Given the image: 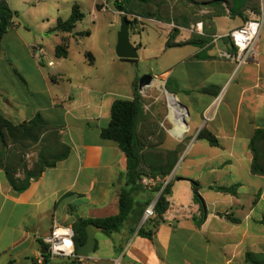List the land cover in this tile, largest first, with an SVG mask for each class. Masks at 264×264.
Listing matches in <instances>:
<instances>
[{"label":"crops","instance_id":"crops-1","mask_svg":"<svg viewBox=\"0 0 264 264\" xmlns=\"http://www.w3.org/2000/svg\"><path fill=\"white\" fill-rule=\"evenodd\" d=\"M41 1L21 3L34 6ZM6 2L15 15L0 46V116L17 126L40 115L48 127L32 145L27 161H57L20 193L13 192L0 168V264H35L54 225L72 228L76 218L118 215L127 160L114 142L101 137V131L110 123L112 104L133 99L140 61L118 58L117 40L96 50L72 52L83 32L51 33L61 18L59 10L52 16L43 11L26 16L14 0ZM114 2L100 0L97 13L112 6V13L121 16ZM170 4L174 19L135 17L129 36L139 55L145 47L135 35L147 28L157 30L158 50L147 57L157 65L156 72L148 75L162 87L167 81L176 87L173 95L182 106L184 123L173 115L174 102L165 94L169 109L165 119L171 128L161 147L173 150L188 140L167 178L169 207L152 240L137 231L130 235L127 223L110 235L96 230L94 251L76 264H246L247 253L264 255V175L252 173L250 149L256 130H264V0H171ZM248 12L262 21V28L255 55L237 69L223 55L235 52L229 34L243 26ZM196 23H201L200 31L191 29ZM63 40L68 42L67 56L57 58L54 49ZM189 40L192 44L166 46L168 41ZM201 130L212 134L216 145L199 139ZM192 181L199 185L207 211L199 226L194 221L199 206L193 200ZM216 188H234V193ZM149 197L143 192L137 199ZM72 261L47 258L44 264Z\"/></svg>","mask_w":264,"mask_h":264},{"label":"trees","instance_id":"trees-1","mask_svg":"<svg viewBox=\"0 0 264 264\" xmlns=\"http://www.w3.org/2000/svg\"><path fill=\"white\" fill-rule=\"evenodd\" d=\"M112 1H119L125 16L133 17L128 20L131 29L134 28L135 17L169 21L176 16L174 10L170 8L171 0ZM14 15L15 12L10 10L6 0H0V46L3 35L12 25L11 19ZM83 17L84 14L80 11L79 6L74 4L68 18H58L55 27L50 32L72 34L76 24L81 22ZM88 34L87 31L81 36ZM173 37L174 34L170 36V39ZM189 44H192L191 40L183 43L168 41L166 46ZM67 50L68 42L63 40L55 47V56L65 58ZM86 57L90 58L91 54L87 53ZM138 79H135L133 83V99L131 101H115L111 106L110 123L101 131V137L114 142L125 154L127 160L126 171L122 175L124 188L119 194V213L116 216L99 220L76 218L72 225L76 250L85 243L87 237L85 229L90 223L97 225L108 235L120 231L127 223L130 226V235L137 231L138 236L152 240L169 207L168 197L171 193V184L166 181L188 140H182L173 150L161 147L165 140V132L153 109L151 107L148 111L144 109L146 101L138 90ZM164 88L169 94L177 92V88L172 87L168 81ZM47 127L40 115H37L29 123L17 126L0 116V168L13 192H23L28 188L31 180L38 179L47 167L55 165L57 159L45 161L40 158L32 160L30 163L26 159L32 145L38 143L43 129ZM197 137L205 139L211 145H216L214 136L206 130H201ZM250 149L253 154L252 173L264 175V130H256L250 141ZM67 154L68 150L63 157ZM19 174L20 176H18ZM144 180L149 181L151 185H143L142 181ZM216 190L222 193H234V188H216ZM198 191L199 185L192 181L193 200L199 206V217L194 221L199 226L205 219L207 211ZM143 192H147L150 197L140 201L137 196ZM158 194L159 197L152 209L153 215L148 217L138 228L144 211ZM78 260L79 258H76L70 264H76ZM245 262L246 264H264V255L247 253Z\"/></svg>","mask_w":264,"mask_h":264},{"label":"rangeland","instance_id":"rangeland-1","mask_svg":"<svg viewBox=\"0 0 264 264\" xmlns=\"http://www.w3.org/2000/svg\"><path fill=\"white\" fill-rule=\"evenodd\" d=\"M99 2L100 0H42L39 5L29 6L22 4L21 0H14V6L16 4L20 10H25L27 12L25 14L26 16H29L32 12L36 13L41 11L52 16L55 14L56 10H59L61 18H66L70 13L72 4H77L80 11L84 14V17L81 22L77 23L75 30H73V34L75 35L76 32L85 33L87 31H92L94 29V25L97 29L92 31V34L89 36H82L81 42L77 41L74 43L71 48L72 52H74L79 51L81 48H87L88 50H96L97 47L103 48V44L106 41L112 44L116 42V33L120 28L121 16L112 13V6L109 7L110 10L105 11L104 13H97L96 6L98 5L96 4ZM103 6L108 7L105 4H103ZM93 13L97 14V18L94 20L92 18ZM25 15L21 14L23 18ZM156 31L157 30L155 28H147L144 32H141L140 35H135L134 37H137V40L145 47V51L143 53H139L138 55V59L140 61V77L142 75H148L149 72H151L152 75L156 72L154 68L157 65L153 62V60H147V57L150 54L157 52L158 50L155 38ZM132 37L133 35L131 38ZM52 39L55 38L53 37ZM50 57L57 61L53 53ZM153 85L154 87H147L141 93L146 101L144 109L146 111H148L150 107L153 109V112L159 119L160 126L163 128L166 135V131L171 128L167 118L165 119L169 111L165 98L166 91L160 82H153ZM27 154L29 157L27 160L31 159L32 153L29 151Z\"/></svg>","mask_w":264,"mask_h":264},{"label":"built area","instance_id":"built-area-1","mask_svg":"<svg viewBox=\"0 0 264 264\" xmlns=\"http://www.w3.org/2000/svg\"><path fill=\"white\" fill-rule=\"evenodd\" d=\"M259 1L263 2V0ZM201 26V23H196L191 26V29L200 31ZM261 28L262 21L253 12H248V19L243 26L229 34L235 52L231 55L224 54L223 56L232 61L237 69L243 66L250 57L255 55V44L259 38ZM47 66L51 67L52 63H47ZM207 119L208 115H205V120ZM147 183L151 184L150 182ZM152 215L153 210L147 209L145 212L146 219ZM74 236L75 234L71 227L54 225L49 235L43 239L47 252L45 254H39L35 260V264H44L47 258H61L65 260L79 258L76 254Z\"/></svg>","mask_w":264,"mask_h":264},{"label":"water","instance_id":"water-1","mask_svg":"<svg viewBox=\"0 0 264 264\" xmlns=\"http://www.w3.org/2000/svg\"><path fill=\"white\" fill-rule=\"evenodd\" d=\"M115 9L118 11V13L121 15L120 19V28L117 33V42L115 46V54L120 59H128V60H135L138 58L137 50L135 46L130 42V24L127 19V17L124 15V12L122 10V7L119 5V1L114 2ZM154 78L150 75H142L138 79V90L142 93L143 90L153 83ZM166 91V90H165ZM166 93H168L166 91ZM169 94V93H168ZM172 97L175 98L173 94H169ZM178 103V102H177ZM179 107H182L178 103ZM159 197V194L156 195L153 202L149 205L148 209H153L157 199ZM146 220L145 215L143 216L138 228L143 224V222ZM101 228L97 225H94L92 223L88 224L86 226V241L83 245L79 246L76 250V254L79 258H86L88 255H90L96 246V240H95V232L96 230H100ZM47 252V249H44V254Z\"/></svg>","mask_w":264,"mask_h":264},{"label":"bare ground","instance_id":"bare-ground-1","mask_svg":"<svg viewBox=\"0 0 264 264\" xmlns=\"http://www.w3.org/2000/svg\"><path fill=\"white\" fill-rule=\"evenodd\" d=\"M168 96H169V98H171L172 100H173V102H174V107L172 106V111H173V115L175 116V118H177V119H179V117H180V119H181V121H183V123L185 122V120H184V118L181 116V112H180V107L178 106V103H177V101H176V99L174 98V97H172L171 95H169L168 93H166ZM176 109V110H175ZM177 113H178V115H177ZM179 116V117H178Z\"/></svg>","mask_w":264,"mask_h":264}]
</instances>
